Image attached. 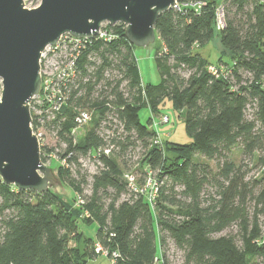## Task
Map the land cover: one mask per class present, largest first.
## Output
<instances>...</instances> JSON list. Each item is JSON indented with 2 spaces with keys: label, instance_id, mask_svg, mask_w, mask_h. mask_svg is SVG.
Here are the masks:
<instances>
[{
  "label": "trees",
  "instance_id": "trees-1",
  "mask_svg": "<svg viewBox=\"0 0 264 264\" xmlns=\"http://www.w3.org/2000/svg\"><path fill=\"white\" fill-rule=\"evenodd\" d=\"M188 1L202 5L186 6ZM177 2L179 9L164 11L155 23L156 40L161 43L155 54L160 74L156 85L142 84L134 45L122 23L105 29L114 35L109 40L92 38L81 49L76 74L67 84L68 96L55 119L45 124L51 139L62 140L64 152L58 147L41 150L59 157L52 159L53 170L74 196L65 200L50 188L40 193L21 190L0 179V215H4L0 264L85 263L89 253H80L79 261L77 248L68 246L71 238L84 239L78 221L97 225L95 237L85 238L88 249L94 255L95 245H101L111 264H154L158 259L166 264L167 238L184 251L186 264H264V227L259 221L264 212V173L248 183L242 165L228 158L235 145L248 156L264 151V3ZM217 7H222L224 17L219 30ZM215 34L223 47L220 52L229 57L227 63L220 57L222 64L210 63L197 51ZM164 100L184 111L190 143L163 141L150 127L151 118L141 122L142 109L157 113ZM78 110L89 111L93 125L77 141L72 130ZM135 141L144 149L139 160L143 174L151 169L158 172L156 180L161 184L155 193L145 178L130 188L134 178L128 177L133 175L112 158L117 145L126 150ZM105 144L110 153L96 155ZM195 156L216 160V171ZM85 160L100 166L90 175L88 200L83 194L85 176L71 174ZM257 160L264 166V156ZM213 182L217 198L202 206V192ZM255 187L258 191L253 194ZM109 189L113 193L105 205L99 192L106 195ZM122 194L127 197L119 201ZM248 195L254 196L251 216L245 206ZM234 222L236 234H219Z\"/></svg>",
  "mask_w": 264,
  "mask_h": 264
},
{
  "label": "water",
  "instance_id": "water-1",
  "mask_svg": "<svg viewBox=\"0 0 264 264\" xmlns=\"http://www.w3.org/2000/svg\"><path fill=\"white\" fill-rule=\"evenodd\" d=\"M176 0H41L26 8L23 0H0V178L21 190L40 193L55 182L43 164L30 127L28 103L40 90L41 51L63 34L96 36L103 23H123L137 47L155 41L158 16Z\"/></svg>",
  "mask_w": 264,
  "mask_h": 264
},
{
  "label": "rangeland",
  "instance_id": "rangeland-1",
  "mask_svg": "<svg viewBox=\"0 0 264 264\" xmlns=\"http://www.w3.org/2000/svg\"><path fill=\"white\" fill-rule=\"evenodd\" d=\"M41 0H23V5L26 8H34L37 7L40 4ZM123 24V23H122ZM110 27L109 23H104L103 28L108 29ZM123 28L125 29V25L123 24ZM216 30H219L216 28ZM161 48V43L159 40L155 41L147 46L143 47H137L133 46V52L135 54V57L137 59V65L140 73L141 82L143 85H156L160 82V74L157 70V66L155 63V54L156 52ZM223 50V47L220 43L219 36L215 34L214 39L211 40L209 43L205 44L202 47H199L197 51L210 63L214 64H222L229 62V57L227 54H223L220 51ZM221 58V62H218V58ZM1 90H2V83L0 78V96H1ZM80 109H88V108H79ZM78 110V111H79ZM167 116L168 121L162 122L161 117ZM139 117L142 123L146 124V121L148 118L152 119V124L150 127L157 133L159 139L163 141H170L178 144H187L191 142V139L188 137V135L185 132V125H184V111L183 110H176L171 102L169 100H164L158 107V112L152 114L151 110L149 108L142 109L139 112ZM117 125V122L115 123ZM93 122L89 123L83 128L78 129V132L76 133V140H80L86 132L92 128ZM48 143L50 145V148H56L58 147L61 152H64V145L62 140H56V139H48ZM61 153V154H62ZM144 153L143 146L140 142L135 141L134 144H129L126 150H121L120 146H116L112 158L116 161V163L119 165V167L122 168V170L125 173H129L133 175L134 182L130 185V188L135 187V182H138L140 184L141 179L144 178L148 183L153 187V193L156 192L155 187L161 184V182L156 180L157 170H147V174H143V169H140L139 160L142 157ZM260 156H264V151H258L255 152L253 156L244 155L242 153V150L240 146H233L228 154V158L235 163L236 166L242 165V171L245 172V179L246 182L251 183L254 178H260L264 173V166H262L257 158ZM197 161L206 163L209 167V169L213 172L217 169L218 162L216 160H208L204 157L195 156ZM43 162V161H42ZM85 164L80 163V165H76L72 171V176L76 177L79 175H84L86 182L83 183V194L86 198V200L89 199L90 195L92 194V185H91V177L90 175L92 173H96L99 171L100 166L92 164L91 161L85 160ZM44 163L46 166L50 167L52 169V172L55 177V182L52 184L50 189H52L54 192L59 193L65 200H69L73 198L74 194L71 190V188L65 184L62 183L57 175V171L53 168H55V163H47L46 159L44 160ZM84 168H86L87 174H85ZM150 171V172H149ZM149 178L152 179L149 181ZM1 179V178H0ZM156 182V185L153 183ZM258 191V187H255L253 190V194H256ZM217 186L215 185V182L212 183V186L206 185L204 188V191L202 192V206H205L207 202L211 198H217ZM113 191L108 190L106 191V195L102 194L100 191L99 194L102 197L103 204L107 205L112 197ZM109 195V196H107ZM127 197V194H122L120 196V200L125 199ZM180 198V197H179ZM245 206L248 214L251 216L254 211V196L248 195L245 201ZM4 218V215H0V226H1V220ZM259 221L262 226L264 227V212L259 214ZM79 231L84 234V239H81L79 241L75 240L74 238H71L69 240L68 246L70 248H77L78 255L77 259L79 261H82L79 254L80 253H89V257L91 258H84L86 259L85 263L83 264H111V260L106 257V255H101L94 253L89 247V243L86 242V237L90 236V238H94L95 232L97 229V225H87L81 221H78ZM238 230L237 224L234 222L229 227L224 229L219 234H236ZM72 236V235H71ZM84 242H83V241ZM165 261L166 264H186L184 262V251L179 249L175 246V244L167 238L165 241ZM154 264H161V260H157Z\"/></svg>",
  "mask_w": 264,
  "mask_h": 264
},
{
  "label": "built area",
  "instance_id": "built-area-1",
  "mask_svg": "<svg viewBox=\"0 0 264 264\" xmlns=\"http://www.w3.org/2000/svg\"><path fill=\"white\" fill-rule=\"evenodd\" d=\"M261 2L264 3V0H261ZM185 5L199 8L202 3L188 1ZM172 8L179 9L177 0ZM215 20L216 28L221 29L224 26L222 7H217ZM103 24L96 36L92 38L109 40L114 36L103 28ZM92 38L75 37L66 33L61 35L54 45L46 46L40 53V90L37 95L31 98L28 107L31 114L30 127L32 133L38 140L40 155L43 154L44 160L46 159L47 163H51L52 159L58 160L59 157L54 152L46 154L41 152L42 148L50 147L48 139H51V136L47 131L48 129L45 128V124L55 119L60 107L66 100L69 91L67 84L76 74L75 63L78 55L81 49L84 48L87 42ZM210 70L214 73L217 71L214 66H210ZM90 120L91 113L89 111H79L75 117L77 126L72 130V133H77L78 129L85 127ZM161 121H168V117L162 116ZM110 150L111 148L107 144L99 146L96 155L101 153L109 154ZM69 156L70 155L65 156L60 163L64 164L65 159L69 158ZM43 164H45L44 161ZM128 179L132 181L133 177H128ZM95 251L101 255H107V252L103 250L99 244L95 245Z\"/></svg>",
  "mask_w": 264,
  "mask_h": 264
}]
</instances>
